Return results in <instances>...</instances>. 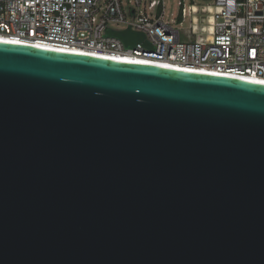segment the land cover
Listing matches in <instances>:
<instances>
[{"label":"water","instance_id":"water-1","mask_svg":"<svg viewBox=\"0 0 264 264\" xmlns=\"http://www.w3.org/2000/svg\"><path fill=\"white\" fill-rule=\"evenodd\" d=\"M0 264H264V83L0 41Z\"/></svg>","mask_w":264,"mask_h":264},{"label":"built area","instance_id":"built-area-1","mask_svg":"<svg viewBox=\"0 0 264 264\" xmlns=\"http://www.w3.org/2000/svg\"><path fill=\"white\" fill-rule=\"evenodd\" d=\"M180 5V24L191 16L188 29L164 20L165 0H0V36L264 79V0ZM198 14H207L202 25ZM113 23L144 33L148 44L127 47L108 36L124 30ZM183 31L197 38L184 39Z\"/></svg>","mask_w":264,"mask_h":264},{"label":"bare ground","instance_id":"bare-ground-1","mask_svg":"<svg viewBox=\"0 0 264 264\" xmlns=\"http://www.w3.org/2000/svg\"><path fill=\"white\" fill-rule=\"evenodd\" d=\"M198 16V15H196ZM0 41L8 42V43H16V44H28L26 42L17 41L15 39H11L5 36H0ZM33 46L43 47L50 50H56L60 52H66V53H75V54H83V55H91V56H99L103 58L108 59H114L119 61H126V62H135V63H144V64H153L156 66H164L167 68H173L176 70H183V71H190V72H197V73H204V74H212V75H221V76H233L237 78L247 79L258 83H264V79L258 78L255 76H243L238 75L234 73H222L215 70L205 69V68H190L179 64H171L167 62H161V61H155L150 59H144L139 58L136 56H128V55H120L117 53H107V52H96V51H90L85 49H79V48H66L61 46H56L52 44H34Z\"/></svg>","mask_w":264,"mask_h":264},{"label":"rangeland","instance_id":"rangeland-1","mask_svg":"<svg viewBox=\"0 0 264 264\" xmlns=\"http://www.w3.org/2000/svg\"><path fill=\"white\" fill-rule=\"evenodd\" d=\"M145 1V0H144ZM150 1V0H147ZM184 1L186 7L191 5L192 3L197 5L198 7L206 5L209 3V1L206 0H165V8H164V20L171 22L172 26L174 28H181V29H188L191 25V16H187L182 24H180L181 21V15H180V9L181 5L180 2ZM156 12H160V9H155ZM199 16V24H203V19L207 18V14H198ZM109 27H112L114 29H124L126 25L124 23L119 24H110ZM183 31L182 38L184 39H192L194 40L197 38V35L193 32Z\"/></svg>","mask_w":264,"mask_h":264},{"label":"trees","instance_id":"trees-1","mask_svg":"<svg viewBox=\"0 0 264 264\" xmlns=\"http://www.w3.org/2000/svg\"><path fill=\"white\" fill-rule=\"evenodd\" d=\"M206 1H209V0H206ZM181 21H182V20H181ZM181 21H180V22H181Z\"/></svg>","mask_w":264,"mask_h":264}]
</instances>
